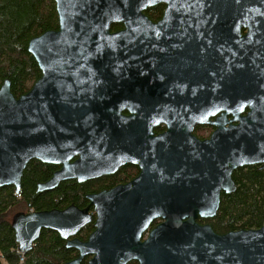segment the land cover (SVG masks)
Segmentation results:
<instances>
[{"label": "water", "instance_id": "1", "mask_svg": "<svg viewBox=\"0 0 264 264\" xmlns=\"http://www.w3.org/2000/svg\"><path fill=\"white\" fill-rule=\"evenodd\" d=\"M54 2L59 29L28 46L41 78L19 99L10 80L0 89V188L19 194L35 160L61 167L40 193L112 175L125 163L142 173L88 196L84 210L16 214L18 250L29 254L51 230L79 253L66 264L88 257V264H264V226L219 235L198 222L214 219L222 194L237 191V170H264V0ZM163 2L164 20L153 24L145 11ZM172 19L199 20L193 34L214 44L210 69L189 80L165 73L157 51L161 34H192ZM114 25L123 29L112 32ZM181 80L192 87L187 101ZM160 126L166 131L157 135ZM197 126L215 131L202 141ZM91 207L95 230L83 242L77 236L93 222Z\"/></svg>", "mask_w": 264, "mask_h": 264}, {"label": "trees", "instance_id": "2", "mask_svg": "<svg viewBox=\"0 0 264 264\" xmlns=\"http://www.w3.org/2000/svg\"><path fill=\"white\" fill-rule=\"evenodd\" d=\"M122 28V25H114L112 31ZM58 29L54 0H0V89L7 79L10 80L12 93L19 99L33 88L42 73L29 53V43L33 38ZM160 132L156 130L157 134ZM196 135L203 138L204 133ZM56 169L32 161L24 171L19 194L13 187L0 188V264H66L76 260L79 257L76 250L67 249L65 241L55 232L44 230L32 252L21 263L12 228L13 217L21 212L63 210L73 204L86 208L89 206L87 195L109 188L122 179L120 175L85 184L64 182L53 192H38V184L48 182ZM233 179L237 191L222 195L217 216L198 220L201 225H210L219 235L258 230L264 226V170L258 166L241 168L234 173ZM94 230L93 223L78 238L85 241ZM83 264H87V260Z\"/></svg>", "mask_w": 264, "mask_h": 264}, {"label": "flooded vegetation", "instance_id": "3", "mask_svg": "<svg viewBox=\"0 0 264 264\" xmlns=\"http://www.w3.org/2000/svg\"><path fill=\"white\" fill-rule=\"evenodd\" d=\"M167 10H168V3L163 2V3H161L155 7L147 9L145 11V15L149 18V20L153 24H158L164 20V17L167 13ZM147 13L149 14V16L147 15ZM213 23H215V22H212V24ZM168 24L171 26H189V27L191 26L192 29H190V31L192 32V34H190V35L189 34H177V33L173 34L172 31H169V33H166L163 35L161 34V35L156 37L158 39V41L161 42L160 46H158L159 48H157V51L159 52L158 54L161 57V60H162L161 64H163L162 66L164 67L163 68L164 72L167 74H170V73L171 74H178L179 76H181V78L183 77L186 80H189V77L194 76L198 70L205 71L207 69H210L209 68V64H210L209 59H210V56H211L212 51L214 49V44L211 41L212 38H210V37L201 38L200 36L193 34V32L195 31L194 26L200 25L201 22L199 20H196V19H192V20L191 19H172V20L168 21ZM208 24H210V23H208ZM121 30H119V31H121ZM186 31L189 32V29H186ZM243 33H246V30H243ZM181 81L183 82V80H181ZM188 82H186V83H188ZM186 83L184 81L183 86H186L187 85ZM183 86H181V88H183ZM185 88H184L185 90L183 89V91H181V93H179V94L182 96L183 100L187 101L190 99V96L192 93V90H191L192 87L189 84V86L187 85ZM194 95L195 94L193 92L192 97H194ZM247 112H248V109L245 110V113L243 115H245ZM123 114L125 116L130 115V113L127 110H125L123 112ZM220 115H221V113H219L215 116H211L209 118V120L215 121L218 117H220ZM232 119H233L232 116L228 117V120H232ZM157 129H160V131H161L159 134L164 133L166 131L165 126H160V127L156 128L155 133H156ZM214 131H215V128L212 126H197L195 128L194 135L196 137H198L196 135L197 133H199V134L204 133L203 138H199V137L198 138L202 141H205L211 137V135L213 134ZM76 160H78V158H75L72 162H75ZM35 161H37V160H35ZM38 162H40V161H38ZM49 166H55V165H49ZM55 167L57 169L53 173V176L57 171H59L61 169L60 166H55ZM125 173H126V176L124 175ZM141 173H142V169L138 165H135L132 163H125L117 170L116 173H114L112 175L102 176L99 179H95L92 181L85 182V183H90V182H95V181H101V180L108 178V177L120 176V175L122 177V179L119 180L118 183H116L115 185H113L109 188L102 189L99 192L89 194V195H87V197L90 195L99 194V193L104 192V191H110V190L116 189L118 187L127 186V185L131 184L132 182H134L137 178H139ZM73 181L77 182L78 184H85V183H79L78 180H69V181H65V182H73ZM62 183H64V182H61L60 185ZM223 194H225V193H223ZM88 201H89V199H88ZM90 204H91V202L89 201V206H90ZM76 207H78V206H76ZM67 208H65V209H67ZM86 208H79V209L84 210ZM65 209H63V210H65ZM53 210H58V209H53ZM63 210H59V211H63ZM48 211H52V210H48ZM90 215L93 217V222L91 224L94 223V228H95L96 214L94 212L93 207H91V209H90ZM199 219H201V218H199ZM160 223H162V221L158 220V221H155L151 225L149 231L143 235V238H142L143 242L148 238L149 232L153 228H155L157 225H159ZM91 224H89V225H91ZM89 225H87V227ZM87 227H85L81 232H83ZM48 231H51V230H48ZM52 232H54V231H52ZM56 234H58V233H56ZM87 240H85L83 242H86ZM65 243H66V241H65ZM69 250H74V249H69ZM86 260H87V264H88L89 261L91 260V257L86 258L83 261V263ZM129 264H138V262L133 261Z\"/></svg>", "mask_w": 264, "mask_h": 264}, {"label": "built area", "instance_id": "4", "mask_svg": "<svg viewBox=\"0 0 264 264\" xmlns=\"http://www.w3.org/2000/svg\"><path fill=\"white\" fill-rule=\"evenodd\" d=\"M32 212V211H31ZM18 254L21 256L20 257V262L21 263H24V261H25V254L23 253V252H20L19 250H18Z\"/></svg>", "mask_w": 264, "mask_h": 264}]
</instances>
